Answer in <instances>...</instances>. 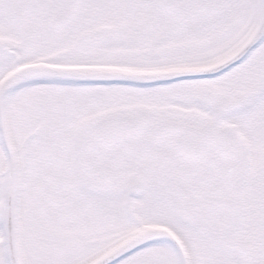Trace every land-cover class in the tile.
Listing matches in <instances>:
<instances>
[{"label":"snow or ice","instance_id":"1","mask_svg":"<svg viewBox=\"0 0 264 264\" xmlns=\"http://www.w3.org/2000/svg\"><path fill=\"white\" fill-rule=\"evenodd\" d=\"M0 264H264V0H0Z\"/></svg>","mask_w":264,"mask_h":264}]
</instances>
